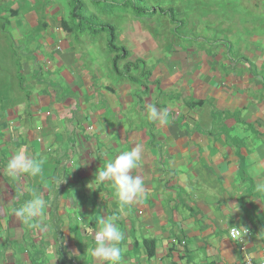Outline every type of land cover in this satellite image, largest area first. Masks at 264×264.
Listing matches in <instances>:
<instances>
[{
  "label": "crops",
  "instance_id": "obj_1",
  "mask_svg": "<svg viewBox=\"0 0 264 264\" xmlns=\"http://www.w3.org/2000/svg\"><path fill=\"white\" fill-rule=\"evenodd\" d=\"M254 22L261 31L186 39L155 61L125 48L128 61H143L150 73L145 96L140 81L111 73L110 57L91 49L90 37L80 48L79 38L59 29L19 57L11 48L19 71L15 91L0 84V264H93V231L81 222L95 230L97 213L124 233L122 264L260 262L264 194L254 191L250 169L258 158L264 179V21ZM149 105L167 108L169 123L150 120ZM25 145L44 158L43 174L13 180L6 162ZM136 145L142 160L132 174L146 191L122 207L111 182H90ZM25 185L48 204L44 230L26 228L11 212L30 198ZM229 226L248 232L232 240Z\"/></svg>",
  "mask_w": 264,
  "mask_h": 264
},
{
  "label": "rangeland",
  "instance_id": "obj_2",
  "mask_svg": "<svg viewBox=\"0 0 264 264\" xmlns=\"http://www.w3.org/2000/svg\"><path fill=\"white\" fill-rule=\"evenodd\" d=\"M83 1L90 8L88 1ZM146 5L156 10L172 9L177 20L183 21V28L176 31L175 25H171L166 16L160 15L141 21L130 15L124 17L113 15L106 24L117 30V46H123L129 52L141 48L142 54L150 56L154 61L164 50L173 51L178 45L190 44L187 40L206 39L212 36L225 39L244 36L253 31L259 32L262 26H258L257 30L253 24L254 20L256 23L264 21V0H146ZM4 8L17 12L14 16L0 8V18L8 20L5 29L2 28L3 22L0 20V84L1 81L7 80L6 83L10 85L5 91L7 94L15 91L12 88L15 81L11 77L15 76V71H19L8 59L13 54L11 48L15 47L16 55L19 57L21 55L18 51H27L42 36L52 32L60 33L61 23L68 18V9L65 0H9ZM262 32L264 33V29ZM92 39L91 49L103 50L105 53L106 36ZM82 41L83 37H80L78 47L82 45ZM239 42L235 38L232 45L237 46ZM109 68L111 71L110 66Z\"/></svg>",
  "mask_w": 264,
  "mask_h": 264
},
{
  "label": "clouds",
  "instance_id": "obj_3",
  "mask_svg": "<svg viewBox=\"0 0 264 264\" xmlns=\"http://www.w3.org/2000/svg\"><path fill=\"white\" fill-rule=\"evenodd\" d=\"M148 118L162 124L169 123V111L167 108L159 109L155 105L148 106ZM142 160V148L140 145L132 146L127 150L121 151L115 157L108 159L102 169L94 174V179L90 183L111 182L121 206L129 205L134 200H139L145 195V181L139 175H133L134 169L138 168ZM44 158L37 159L27 152V146L18 149L15 154L6 162L5 171L13 180L22 175L38 177L43 174ZM252 175L256 177L254 191L264 194V179H261L260 164L258 158H254L250 169ZM65 182V177L55 178L56 188ZM89 183V184H90ZM23 192L29 194L26 199L18 206H14L11 212L26 228L30 230H44V217L47 202L41 193L30 185H25ZM76 201V200H75ZM236 211L238 205H234ZM99 216L98 227L93 230L88 225L81 222V226L93 231V243L87 251L93 259V264H122L123 252L122 242L125 239L124 233L112 219ZM235 237L240 238L246 235L248 229L243 226H229Z\"/></svg>",
  "mask_w": 264,
  "mask_h": 264
},
{
  "label": "trees",
  "instance_id": "obj_4",
  "mask_svg": "<svg viewBox=\"0 0 264 264\" xmlns=\"http://www.w3.org/2000/svg\"><path fill=\"white\" fill-rule=\"evenodd\" d=\"M9 1V0H8ZM6 0H0V8L7 10L10 15H17L16 11H12L10 8H4L8 4ZM88 6L85 5L83 0H65L66 7L68 9V18L62 22L60 27L62 31L74 35L76 38L90 37L99 38L106 36L105 52L110 57V67L112 73L122 79H126L127 82L137 84L140 81V87L143 88L142 96H145L147 90V79L149 78V71L145 70L144 62L141 60H135L134 62L128 61L129 53L123 46H117V30L106 24L108 19L113 15L127 16L130 15L133 18L141 20H150L157 15L166 16L171 25H175L176 31L183 28V21L177 20L172 9H150L146 5V0H87ZM2 4H4L2 6ZM3 22L2 28L8 26V20L6 18H0ZM138 72V77L135 78L131 72ZM18 81L20 79L18 78ZM21 82V81H20ZM202 102L195 103V106H200ZM219 114H214L213 118Z\"/></svg>",
  "mask_w": 264,
  "mask_h": 264
},
{
  "label": "built area",
  "instance_id": "obj_5",
  "mask_svg": "<svg viewBox=\"0 0 264 264\" xmlns=\"http://www.w3.org/2000/svg\"><path fill=\"white\" fill-rule=\"evenodd\" d=\"M229 237L232 240H238L239 238L235 237V234L231 232V230L229 231ZM241 251H243V247L241 248ZM245 264H264V258L258 262V263H252L250 261H247Z\"/></svg>",
  "mask_w": 264,
  "mask_h": 264
}]
</instances>
